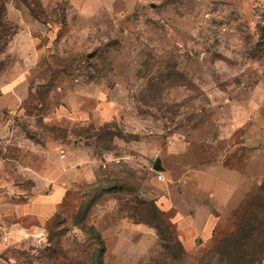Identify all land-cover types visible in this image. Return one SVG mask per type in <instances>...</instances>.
I'll list each match as a JSON object with an SVG mask.
<instances>
[{
  "label": "rangeland",
  "instance_id": "obj_1",
  "mask_svg": "<svg viewBox=\"0 0 264 264\" xmlns=\"http://www.w3.org/2000/svg\"><path fill=\"white\" fill-rule=\"evenodd\" d=\"M0 221V264H263L264 0H0Z\"/></svg>",
  "mask_w": 264,
  "mask_h": 264
},
{
  "label": "crops",
  "instance_id": "obj_2",
  "mask_svg": "<svg viewBox=\"0 0 264 264\" xmlns=\"http://www.w3.org/2000/svg\"><path fill=\"white\" fill-rule=\"evenodd\" d=\"M197 177L206 178L205 180L209 182V185L211 184L208 196L212 198L215 208L217 209H225L232 212L238 209L245 199L246 182L242 179V174L237 170L224 169L216 174L211 171H201L197 174ZM65 195V189L58 187L54 193L49 196L48 201L36 209V212L44 215L55 214L57 208L65 198ZM195 204L196 205L193 206L191 205L192 210H194L193 215L189 214L192 222L189 225V232L185 234V238H187L188 242H193V237L196 236V234L212 233L213 229L211 227L215 222L206 206L198 203ZM187 216L188 215L185 217Z\"/></svg>",
  "mask_w": 264,
  "mask_h": 264
},
{
  "label": "built area",
  "instance_id": "obj_3",
  "mask_svg": "<svg viewBox=\"0 0 264 264\" xmlns=\"http://www.w3.org/2000/svg\"><path fill=\"white\" fill-rule=\"evenodd\" d=\"M158 179L159 181H164L165 177L161 172H158ZM36 240L39 242L42 241V237L40 235H36ZM13 241V232L5 226L1 221H0V261L2 259V252L4 249L8 247Z\"/></svg>",
  "mask_w": 264,
  "mask_h": 264
},
{
  "label": "water",
  "instance_id": "obj_4",
  "mask_svg": "<svg viewBox=\"0 0 264 264\" xmlns=\"http://www.w3.org/2000/svg\"><path fill=\"white\" fill-rule=\"evenodd\" d=\"M154 169L158 172H162L163 171V166L161 163V160H158L154 166Z\"/></svg>",
  "mask_w": 264,
  "mask_h": 264
}]
</instances>
